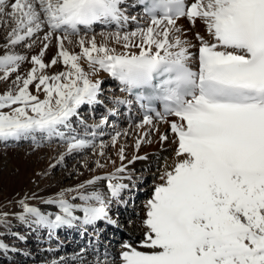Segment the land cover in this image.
Instances as JSON below:
<instances>
[{"label": "bare ground", "instance_id": "obj_1", "mask_svg": "<svg viewBox=\"0 0 264 264\" xmlns=\"http://www.w3.org/2000/svg\"><path fill=\"white\" fill-rule=\"evenodd\" d=\"M230 2L202 0L206 9L199 11L193 22L181 16L164 23L142 17L133 0H15L10 5L9 1L0 0V18L5 20L8 16L14 23L12 35L4 34L3 28L4 33L0 32V57L5 55V59L18 63L26 62L31 56L36 57L48 66L54 82L53 97L58 105L54 112L58 113L56 116L52 114L55 117L42 127L44 133L37 138V143L53 142L54 138L65 143L49 145L43 152L37 147L28 148L40 151L39 156L43 153L44 159H51L60 151L57 160H61L70 151L82 150V144L90 142L93 137L100 138L104 128L96 120L73 119L78 115L76 110L81 101H87L89 107H93L90 117L102 112V108L106 114L109 107H118L120 97L125 95L122 89L127 81L121 78L122 74L134 69L135 65L130 62L123 65L117 57L132 59L148 55L171 60L193 59L196 49L214 38L216 21ZM104 12L117 18L122 27L93 26L92 30L79 28L78 32L73 31L72 26L79 17ZM2 23L0 26L5 27ZM195 33L202 37L201 42L197 41ZM105 78L114 79L119 92L109 97V106L100 107L95 102L101 99L98 87ZM69 81L73 84L65 89ZM123 117V113L116 116V131L107 140H96L95 146L85 147L92 149L84 156L78 175L67 186L59 188L58 182L45 183L52 166L57 163L55 158L56 161L53 159L41 166V156H35L37 159L29 165V157L25 156L28 149L25 148L20 158L19 173L9 175L5 183H0L5 184L4 191L0 193V215L6 220L3 230L11 232L13 217L25 222L26 228L32 222L43 230L34 231L32 237L13 232L19 242H31L28 260L38 254L43 256L39 262L29 261L28 264H191L187 255L189 249L197 254L196 264H228L207 245L208 239L204 241L200 235L203 228L211 226L222 232L220 239L228 242V251L229 245L235 243L248 246L245 253L247 263L262 264L258 253L249 255L254 246L244 232L248 224H240V216L234 217L239 222L230 217L231 229L225 230L222 221L229 213L222 207L227 200L218 195L220 182L207 158L186 145L176 147V138L165 123L152 128L149 121L127 123ZM67 120L72 121L73 126L90 131V138L85 140L80 134L76 140L74 136L55 134L58 126L68 127ZM108 132L105 128L104 133ZM177 170L181 173L175 177L173 173ZM169 173L171 176L166 178ZM146 174L150 178L152 176V182L139 191L137 183ZM231 176L237 198L229 204L235 213L237 201H247L262 191L256 180L264 181V174L251 177L233 171ZM41 178L44 182L33 188ZM130 195L142 196V199L134 203L130 214L124 217L121 241H128L127 247L117 243L116 251L106 247L105 253H101L103 247L98 241L88 247L72 248L67 254H58L82 239L76 226L86 230L84 237L91 230L95 231L94 234L97 231L105 234L106 227L111 226L107 220L118 218L116 213L122 209L121 203ZM147 199H153V204H149ZM169 213H177L180 221L188 225V240L180 234L179 226L171 224L167 218ZM193 213H197L195 217ZM220 215H224L221 223L218 221ZM205 217H209L208 223L203 220ZM242 222L256 228L264 245V220L262 225L252 219ZM99 223L102 226H97ZM26 233H29L28 229ZM141 240H146V244H141ZM0 247L18 249L1 241Z\"/></svg>", "mask_w": 264, "mask_h": 264}, {"label": "rangeland", "instance_id": "obj_2", "mask_svg": "<svg viewBox=\"0 0 264 264\" xmlns=\"http://www.w3.org/2000/svg\"><path fill=\"white\" fill-rule=\"evenodd\" d=\"M7 1H9V5H10L11 2L15 0H7ZM0 19H1L0 22L1 21L3 22L2 25L5 26V27L0 26L1 27L0 32L2 33L5 32L4 34L9 33L10 35H12L13 34L12 29L14 28L13 27L14 23L11 22V18L10 17L8 18L7 16V19L5 20H3L2 18ZM2 28L3 30L5 29L4 32ZM2 57H0V125H1L0 132L2 130H4L6 133L11 131L20 132L24 129L31 128L34 129L32 132H34V134L36 135L38 134V131L35 130V125H37L40 121L47 119L44 121L45 122L44 125H46L47 121L50 118H54L58 113L57 112L55 114L54 112V110L58 108L55 106L58 105L55 103L56 100L54 98L55 88H54V82L52 81L53 77L48 73V69H47L48 66L36 57L31 56L28 58L26 62H21V63H18L10 58L5 59L6 58L5 55H2ZM41 76L42 77L46 76L45 77L46 82H44V80H41ZM106 82H110V80H103V82L101 83L103 97H107V93L112 94L115 93L117 90L116 88H112V89L104 88L103 84H105ZM68 87L69 86L66 85L65 89ZM52 92L54 93V95H52L53 94ZM51 114H54L55 116L54 115L51 116ZM47 115H50V117H48ZM92 119L98 122L101 121V119L103 118L95 119L92 117ZM3 120H4V124H3ZM67 123L69 124L68 121ZM107 123L108 122H105V124ZM2 124L4 126H2ZM100 126L103 127L102 125ZM23 135L24 134L19 133L18 139H9V140L0 141V183L2 182L5 183L9 175L16 176L19 173L20 158H22L21 156L24 154V151H26L25 149H28L27 150L28 153H26L25 156L29 157L27 158L29 159L28 164L31 165L32 162L37 159L35 156H39V154L41 153L40 151L42 152L43 150L45 151L47 146L52 144L63 145L62 143L58 144L56 142L42 143V145L41 144L37 145L35 139H30L29 137H27L26 139ZM41 136L42 135H40L39 137ZM102 137L107 138L108 136L104 135ZM101 139L102 138L98 140ZM28 147H33V148L37 147V149H41V150L40 151H38L37 149L31 150ZM81 149L83 151L79 150L76 153L70 151L69 153H67V156L64 154L61 160H57L60 151L56 152L58 155L55 153L56 155H54L51 159L48 158L44 159L45 156L42 153L40 155L41 166L47 164L48 161L52 162L51 160H53L54 158L57 160V163L52 166L50 176L49 178L47 176L48 179L45 180V183L49 185L58 182L59 188L67 186L69 183H71L73 179L78 175L79 171L81 170L83 164L82 162L84 161V156H86L88 154V151H91L92 148L86 149L85 147H81ZM55 159L53 161H56ZM147 180L148 178L143 180L141 184L139 183L138 187L141 188V186H143L142 184L148 185L146 184ZM41 182H44L42 178L37 181V183L34 185L33 188L37 187ZM4 186L5 184L0 185V193L4 191ZM143 188H145V186ZM53 192L52 193L55 194V191ZM1 217L2 216L0 215V241L3 243H7L8 245H12L18 249L10 250V249H2L0 247V264H28L29 261L39 262L40 260H42L43 256H41V254H38L35 256V258L28 260L27 255L30 254L31 252V246H32L31 242L27 241V244H23L22 242H19L18 237L15 234H13V232H16L18 234H24L27 237L30 236L32 237L34 231L37 232L43 231V230H39L40 225L31 222L30 223L31 226L27 225L26 228L25 222L21 221L18 218L13 217L12 219L15 220H11L13 223V227L11 229V232L9 233L3 230L6 220L4 217H2L3 219ZM250 217H253V215H250ZM27 229L29 233H26ZM52 242L55 243V241H51V243ZM80 244L84 246L85 241H81ZM80 244L78 243V245L75 246V248L76 247L84 248V247H80L81 246ZM72 250H73L72 247L69 246V248L59 251L58 254L59 255L61 254L63 255L65 253L67 254Z\"/></svg>", "mask_w": 264, "mask_h": 264}]
</instances>
